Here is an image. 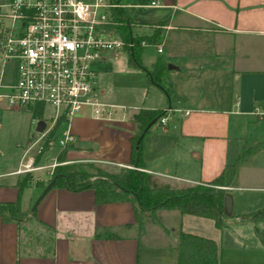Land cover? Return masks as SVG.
Instances as JSON below:
<instances>
[{"label": "crops", "instance_id": "crops-1", "mask_svg": "<svg viewBox=\"0 0 264 264\" xmlns=\"http://www.w3.org/2000/svg\"><path fill=\"white\" fill-rule=\"evenodd\" d=\"M151 1L155 5H149ZM118 2L131 21V34L149 35L158 29L153 45H159L157 56L171 65L166 68L171 109L166 111L165 95L147 82L143 70L157 56L145 68L140 50L139 69L147 82L141 102L125 113L114 109L107 119L80 108L67 125L71 139L65 144L63 163L131 167L129 139L139 131L129 112L138 107L163 109L165 122L155 120L141 136L142 170L158 182L182 186L208 182L225 164L235 162L231 183L225 187L230 212L219 228L210 218L171 208L142 212L135 219L127 200L95 203L90 188L50 187L35 202L33 215L26 212L27 219L17 226L0 220V264H177L179 232L210 239L216 264H264V243L253 232L254 227L264 229V215L256 222L237 220L264 206V0ZM111 55L106 51L93 63L96 96L108 104L99 84V65ZM183 109L188 113L183 115ZM21 110L30 122L28 110ZM54 124L59 139L66 125ZM43 135L30 133L28 143L41 141ZM51 145L50 138L43 152ZM56 146L53 161L62 148ZM18 167L0 173L13 176L0 183V202L16 198L14 183L23 173L15 172ZM50 169L32 176L20 190V210H30L41 189L33 181L44 185ZM25 222L41 229L21 243L20 224Z\"/></svg>", "mask_w": 264, "mask_h": 264}, {"label": "built area", "instance_id": "built-area-1", "mask_svg": "<svg viewBox=\"0 0 264 264\" xmlns=\"http://www.w3.org/2000/svg\"><path fill=\"white\" fill-rule=\"evenodd\" d=\"M149 5H155L153 1ZM116 0H6L0 3V107L21 110L39 104L43 135L54 123L66 126L57 140L64 146L71 135L67 125L82 107L94 118L107 119L115 107L98 100L93 63L106 51L122 48L110 26ZM156 51H160L156 45ZM14 60V77L1 80V67ZM50 114L43 117V107ZM170 109H166L169 111ZM182 114L188 113L183 109ZM158 123L165 122L164 115ZM56 162L49 164L51 168ZM41 166L26 159L15 172Z\"/></svg>", "mask_w": 264, "mask_h": 264}, {"label": "trees", "instance_id": "trees-1", "mask_svg": "<svg viewBox=\"0 0 264 264\" xmlns=\"http://www.w3.org/2000/svg\"><path fill=\"white\" fill-rule=\"evenodd\" d=\"M118 1V0H116ZM130 19L120 7L112 12L111 27L122 41V48L126 50L127 60L133 66L143 69L139 60V52L143 44H155L158 29H153L149 35H135L130 33ZM164 60L157 56L148 70H144L146 80L157 86L166 97L169 106L173 96L170 83L166 77ZM31 118H39L41 105L36 104L26 108ZM165 113L163 109H149L138 107L129 112L128 118L141 131L148 121L157 120ZM56 124L41 137L40 146L34 156H38L47 148L48 141ZM146 131V130H145ZM144 131V132H145ZM137 134L130 137L129 158L131 167H119L114 172H106L91 162L63 163L62 147L55 155L56 162L50 169L52 178L50 187H60L68 191H79L90 188L95 203L104 201L127 200L132 205L135 219L142 212H152L156 208H171L181 213H188L212 219L215 227L223 224L226 214L222 212V196L226 186H229L235 170V162L225 164L221 171L205 183H194L183 186L161 183L149 173L143 171L140 157V139L136 142ZM29 141V138H27ZM90 168L92 171H88ZM32 180L29 172H23L15 180L16 198L12 201L0 202V220L11 221L16 226L27 219L26 212L33 215V208L22 211L18 204L20 190ZM33 185L43 187L41 182L33 181ZM264 215V206L248 213L237 216L238 221L248 220L256 222ZM257 239L264 243V229L253 228ZM97 235V233H94ZM105 236H111L105 234ZM177 264H216L214 243L207 238L179 232L177 239Z\"/></svg>", "mask_w": 264, "mask_h": 264}, {"label": "rangeland", "instance_id": "rangeland-1", "mask_svg": "<svg viewBox=\"0 0 264 264\" xmlns=\"http://www.w3.org/2000/svg\"><path fill=\"white\" fill-rule=\"evenodd\" d=\"M2 1L4 0H0V2ZM111 53L112 55L107 58L106 62L103 65H99V84L104 88L109 103L124 108L121 111L119 108H115V113H125L136 106L138 102H141L147 82L145 81L143 71L128 63L126 51L124 49L111 50ZM157 55L158 53L155 51L153 44L143 45L141 48L142 65L145 68H149V62ZM161 55H164V53L162 52ZM13 67V59L7 60L2 65V81L8 82L14 77ZM42 114L43 117L47 116V114L49 115L50 108L45 105ZM26 131H28V134H26ZM30 133L35 137L37 132L34 131V124L31 123V121L29 122L25 110H3V108L0 107V173L16 165L20 166L26 159L34 157L41 141L37 140L31 144L28 143L27 136L30 135ZM58 137V130L53 131L50 136L52 145L49 149L40 154L37 160L32 159V165H47L52 163L53 160L51 159L57 148L56 142ZM62 147H65V145ZM100 168L106 172H114L119 167L104 166ZM48 169H50L49 166H46L38 170H30L27 172H29L31 176L37 177ZM86 169L90 172L92 171L90 168ZM12 177L11 175L0 174V183H5L12 179ZM48 177L49 174L45 173L44 183ZM38 229L41 228L32 222L20 224L19 241L24 243V239L27 241L29 236L31 238L32 236L34 237L35 234L38 233Z\"/></svg>", "mask_w": 264, "mask_h": 264}, {"label": "water", "instance_id": "water-1", "mask_svg": "<svg viewBox=\"0 0 264 264\" xmlns=\"http://www.w3.org/2000/svg\"><path fill=\"white\" fill-rule=\"evenodd\" d=\"M166 68H170L171 65L166 63ZM154 122V119H151L150 121H148L146 123V125L143 127V129L141 131H139L138 135H137V138H136V142L141 138V136L143 135L144 131L148 128L149 125H151L152 123ZM42 127H43V123L42 121L38 120L36 121L35 123V126H34V130L36 132H40L42 130ZM52 182V178H50L44 185L43 187L40 189L38 195L35 197L33 203L31 204L30 206V209H32L34 207V204L35 202L40 198V196L48 189V187L50 186ZM222 212L224 214H229L230 212V195L225 192L222 196Z\"/></svg>", "mask_w": 264, "mask_h": 264}]
</instances>
